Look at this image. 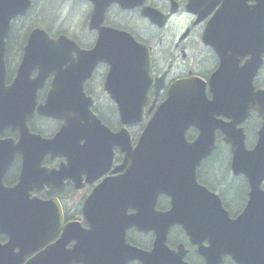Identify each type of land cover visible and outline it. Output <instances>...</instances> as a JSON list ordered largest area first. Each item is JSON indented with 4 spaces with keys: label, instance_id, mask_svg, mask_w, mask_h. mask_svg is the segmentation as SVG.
Segmentation results:
<instances>
[{
    "label": "water",
    "instance_id": "95a60500",
    "mask_svg": "<svg viewBox=\"0 0 264 264\" xmlns=\"http://www.w3.org/2000/svg\"><path fill=\"white\" fill-rule=\"evenodd\" d=\"M90 1L95 5L90 29L99 31L95 48L83 51L66 37L53 40L44 30L34 29L17 76L8 86L5 39L12 20L25 15L33 2L0 0V234L11 237L8 244L0 245V264H23L24 255L44 247L51 241L50 233L63 223L57 201L29 199L31 185L49 174L41 166L45 156L68 158V165L51 172L56 179L60 173H74L84 166L96 180L112 168L114 147L126 156L113 171L119 175L109 177L88 198L85 214L90 228L78 229L75 224H79L73 222L63 234V249L49 248L26 264H189L184 261L188 252L183 245L177 250L168 246V234L175 226L184 229L205 264H223L226 257L235 264H264V122L253 149L247 148L244 129L239 128L251 110L264 119V90L254 86L264 57V0L224 1L221 23L205 32L207 43L218 42L216 51L221 57V66L210 81L213 98L207 97L204 83L177 82L135 148L126 129L113 133L91 112L92 102L85 97L83 84L97 64H109L105 89L116 100L122 123L143 121L153 84L150 51L130 34L102 27L113 2L126 7L140 3ZM251 2L255 4L249 6ZM154 22L163 26L166 19ZM230 52L251 60L244 66L233 65ZM65 65L71 69L64 70ZM73 73L82 77L69 76ZM51 74L56 76L53 88L46 103L38 105V91ZM36 113L63 122L54 137L31 131L29 121ZM191 127L199 131L192 143L186 138ZM7 129L18 131L17 141L1 138ZM218 131L230 146L232 173L244 175L249 183L248 202L236 218L230 216L221 196L198 180L199 167L216 149ZM17 154L23 156L20 183L7 188L3 179ZM161 195L171 198L166 211L157 210ZM128 208L135 214H128ZM132 227L155 232L151 252L126 243V230ZM73 240L74 247L67 249ZM16 247L21 250L18 256L13 253Z\"/></svg>",
    "mask_w": 264,
    "mask_h": 264
},
{
    "label": "flooded vegetation",
    "instance_id": "af4514ba",
    "mask_svg": "<svg viewBox=\"0 0 264 264\" xmlns=\"http://www.w3.org/2000/svg\"><path fill=\"white\" fill-rule=\"evenodd\" d=\"M80 2L88 9L83 25L84 31L81 33L73 31L53 33L51 37L56 38L64 34L74 40L83 50H90L97 45L99 40V31L89 29L94 5L88 0H80ZM135 2L140 4L132 7L122 5L123 2L111 4L105 12L102 25L107 29H118L131 34L137 42L146 46L150 51L153 84L148 92L147 105L143 109L144 122L134 127H125L122 124L116 100L105 89V83L110 71V66L106 63L97 64L91 78L84 84L85 95L93 100L91 110L112 131L118 132L123 128H127L131 132L134 145L137 144L157 106L167 100L170 88L177 82L193 81L204 83L207 89V96L212 98L210 81L221 66V57L216 51L218 42L207 43L205 41V32L209 26L221 23L222 11L225 7L224 0H136ZM128 3L131 4V2ZM251 5H254V3H249V6ZM164 19H166V22L163 26L154 22L163 23ZM215 34L216 32L214 36ZM23 45L24 41L19 37L13 36V38L10 37L8 40V48L10 47V49L15 51L21 50ZM230 56V62L233 65L244 66L251 60L249 56L240 59L232 52H230ZM69 76L79 79L82 74L73 73ZM54 77L55 75H52L48 79L46 86L39 91V97L43 99L42 102L45 101L51 90V82ZM75 84H78V80H76ZM254 86L256 90L264 89V64L254 79ZM153 105L155 107L151 109ZM38 120L53 122L57 130L62 124L61 121L48 118H40ZM225 121L228 122L230 120L225 117ZM262 123L263 119L259 116V113L256 110H251L249 117L239 126L244 129L248 149L254 148ZM197 135L198 131L195 128H191L187 132L189 141L195 140ZM220 137H222L221 133L217 132V147L219 146ZM249 139H252V144H248ZM225 145L231 152L230 146L226 143ZM113 152L116 158L112 168L107 174L96 180H93V172L82 166L76 169L74 173L71 171L61 176L60 179L49 177L46 181L40 180L36 184L30 196H36L43 201L58 199L64 213L65 224L60 227L62 231L56 234L54 241L61 238L63 230L69 226L67 224L69 222H80L81 227H87L85 205L88 198L105 180L109 177L117 176V174H113V170L125 158V154L119 148H113ZM67 162L68 160L63 157L52 159L51 156H47L43 160L42 165L54 170L58 169L62 164L66 165ZM205 163H203L202 167ZM20 170L21 158L17 157L14 166L5 179L7 186L13 187L19 182ZM231 177H233L232 172ZM234 177L242 179L243 176ZM60 181L64 184L63 188L60 186ZM238 182L237 180L233 183L236 184ZM169 205L170 200L165 196H160L157 206L165 209ZM128 210L129 214L134 212L132 208H128ZM153 239L151 233L144 234L135 228L127 230V241L146 251L151 250ZM9 241L10 236L8 234H0V243L2 245L7 244ZM74 243V240L70 241L66 248H72ZM178 243H187V247L190 250L189 254L192 251L196 254V248L188 244V242ZM15 251L17 253L19 249L16 248ZM29 258L30 256L27 260ZM203 263V259L200 258V264ZM130 264L140 263L136 261Z\"/></svg>",
    "mask_w": 264,
    "mask_h": 264
},
{
    "label": "trees",
    "instance_id": "16d2710c",
    "mask_svg": "<svg viewBox=\"0 0 264 264\" xmlns=\"http://www.w3.org/2000/svg\"><path fill=\"white\" fill-rule=\"evenodd\" d=\"M68 0H37L36 5L33 10L24 18L18 19L20 21L19 27L12 29L13 33L29 31L34 27H42L47 31L51 30L53 27L51 24L58 22L56 16H52L50 13H61L63 7H67ZM50 20V24L48 23ZM59 23V22H58ZM26 38V36H25ZM10 54V47L8 49V55ZM34 131L44 134V131L35 127L32 123L31 125ZM11 133H7L9 136ZM248 144H252V139H249ZM225 147V156L222 157L221 163H218L217 157L222 154L221 149ZM231 153L222 142L219 143V147L215 152L214 156L205 163L203 167L199 170V181L206 185L209 189L218 192L223 200L226 209L230 212L231 216L236 217L244 208L248 199V183L244 178L237 179L238 177H231ZM219 167H217V166ZM208 175V176H205ZM214 180L215 186L209 181ZM230 180L228 184L227 181ZM239 181L238 183H233L234 181ZM238 185V186H237ZM225 186L224 191H219V187ZM227 193L233 194L234 198L233 204L229 202V197ZM160 209H163L162 207ZM174 231L175 238L178 242H187L185 233L177 228ZM173 243V241H171ZM188 260L191 264H200V258L195 254V252H190ZM224 264H234L230 259H226Z\"/></svg>",
    "mask_w": 264,
    "mask_h": 264
},
{
    "label": "rangeland",
    "instance_id": "374dc122",
    "mask_svg": "<svg viewBox=\"0 0 264 264\" xmlns=\"http://www.w3.org/2000/svg\"><path fill=\"white\" fill-rule=\"evenodd\" d=\"M70 2L72 4V9H71L72 10L71 12L73 13L72 16H69L68 17L67 16L68 15V9L65 10L64 11L63 18L61 19V21L59 20L60 21L59 22L57 20L59 23L58 22L52 23L51 25L53 27H51V28L55 30V29H58L60 27H64V28H66V29H68L70 31L77 32V33L80 32L81 33V32L84 31L83 25H84L85 18H86V17L84 18V15H85V10L84 9H86V13H87V8L84 7V6L82 8H80L79 7V4H76L73 0H70ZM50 14L53 15V13H50ZM48 23L50 24V20H48ZM80 25H81L82 28L80 27ZM11 61L13 62V59H11ZM36 126L38 128H40V129L47 130V132L48 133H51V134L54 133L53 129L56 127L55 124H49V123L43 122V121H37L36 122ZM221 152H222V154L219 155L217 157V159H216V160H218V163L219 164L221 163V160L220 159H222V157L225 156V147L221 149ZM217 167H219V166H217ZM205 176H208V175H205ZM229 181H227V183H229ZM209 182L212 185L215 186V182H214L213 179H211V181H209ZM224 189H225V186L218 188L219 191H224ZM227 196L229 197V202L232 205L233 204V200L232 199L234 198L233 194L227 193Z\"/></svg>",
    "mask_w": 264,
    "mask_h": 264
},
{
    "label": "bare ground",
    "instance_id": "6f19581e",
    "mask_svg": "<svg viewBox=\"0 0 264 264\" xmlns=\"http://www.w3.org/2000/svg\"><path fill=\"white\" fill-rule=\"evenodd\" d=\"M63 12H64V10L62 9V11H61V13L59 15L62 16ZM52 16H55V15L53 14ZM58 21H59V19H58ZM229 183H230V181H229Z\"/></svg>",
    "mask_w": 264,
    "mask_h": 264
}]
</instances>
